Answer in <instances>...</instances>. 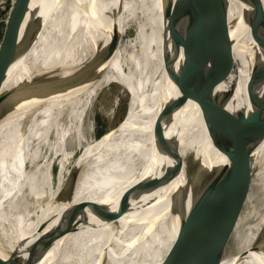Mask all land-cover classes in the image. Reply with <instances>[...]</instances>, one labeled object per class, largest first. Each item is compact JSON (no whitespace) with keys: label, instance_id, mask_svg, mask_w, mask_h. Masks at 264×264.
Listing matches in <instances>:
<instances>
[{"label":"bare ground","instance_id":"6f19581e","mask_svg":"<svg viewBox=\"0 0 264 264\" xmlns=\"http://www.w3.org/2000/svg\"><path fill=\"white\" fill-rule=\"evenodd\" d=\"M162 1L44 3L14 56L2 91L8 94L0 105L2 264L28 260V264H170L177 254L182 260L177 217L166 193L188 195L190 182L181 171L163 188L155 186V179L172 165L150 138L153 111L145 109V102L138 104L142 96L132 90L122 121L99 143L90 141L86 120L94 92L112 81L126 90L131 87L129 81L139 78L148 85L142 89L144 98L163 107L181 95L166 68L193 74L214 61L222 72L221 62L213 57L220 51L223 32L228 33L230 72L212 93L200 98L215 108L208 115L212 120L205 122L195 99L185 100L171 113V127L180 141L196 147L201 162L218 170L227 160L224 154L228 133L237 121L235 114L244 111L248 115L240 124L243 129L264 98V83L257 71L264 68V49L253 38L238 0H226L227 18L183 30L172 43L156 17ZM142 18L148 24L145 34ZM137 23L141 31L131 36ZM113 31L117 35L112 36ZM64 39L69 46L60 52L57 63L55 45ZM54 68L52 78L38 92L25 93V88L39 83V76ZM212 71L208 75L199 71L194 77H210ZM75 76H80L77 84L57 90L59 80ZM250 77H255L254 82ZM146 115L148 121H140ZM258 151L259 158L264 157V144ZM54 164L58 169L53 180L50 168ZM256 190L264 202V164L252 182L251 192ZM99 205L105 206V215L93 212ZM77 206L83 207L67 216ZM243 219L244 212L224 251L227 264H264V213L235 253L242 242Z\"/></svg>","mask_w":264,"mask_h":264},{"label":"water","instance_id":"95a60500","mask_svg":"<svg viewBox=\"0 0 264 264\" xmlns=\"http://www.w3.org/2000/svg\"><path fill=\"white\" fill-rule=\"evenodd\" d=\"M5 1L7 2L8 0ZM45 2L46 0H11L10 3L7 2V5L2 8V11L6 8L9 10L0 38V105L8 98V94L3 95L2 91L10 76L14 56L33 24L37 21ZM237 2L250 21L253 38L264 49V0H238ZM227 15L226 0H163L159 4L156 17L160 18L161 27L167 30L171 42L175 43L179 40L178 34L181 31L225 19ZM140 22L144 25L143 33L145 34L148 24H146L144 18ZM139 26L137 23L133 27V36H136L137 32L141 31ZM115 35H117V31L112 32V36ZM64 40H59L55 45L54 56L57 63L60 60V56H62L60 52L63 54L65 47L69 46V41L67 39ZM138 59H140V56L136 55V60ZM213 59L221 62L222 72L218 71V65L212 63L214 61H211L202 69H200L201 67L198 68L202 74L207 75L209 69H213L210 77L202 75L196 78L194 74L197 72L196 76H198V70H195L193 74L191 71H180V73H177L174 72L172 67H167L166 72L169 79L180 91L181 95L163 107L159 104L154 106V99L144 98L142 89L144 92L148 88L144 80L139 82V78H137V81L133 78L129 81L131 87L125 90L127 93L126 112L131 101L132 90L142 96L141 98L136 97L138 104L145 102V109L153 111L150 138L159 152L172 165L162 177L155 179V186L163 188L165 183L174 179L181 171L184 172L187 181L190 182L188 195H183L182 193L171 194L170 190L166 193L168 199L172 201L177 217L182 254L181 261L177 254L175 255L176 259L170 264H227L228 261L224 251L231 238L234 226L244 212L251 192L252 182L264 164V157L259 158L260 153L258 151L259 147L264 144V98L261 99L243 129L240 128V124L243 123L248 115L244 111L235 114V116L237 115V121L234 122L228 133V145L224 154L227 160L218 170L204 165L203 161L201 162V159L196 155L197 148L194 146L190 147L187 143H182L178 134L172 130L171 113L187 99L196 100L205 122L209 120V112L215 111V108L208 107L200 98L212 93L214 88L230 72L232 55L228 33L223 32L220 51ZM55 71L56 68L46 70L39 76V83H34L25 88V93L30 95L38 92L39 88L45 84V81L52 78L51 76H53ZM257 71L262 76L261 79L259 78L260 83H264V68H257ZM71 78L67 81L59 80L56 83L57 90L60 86H65L66 88L73 86L80 79L79 76ZM250 78H252L251 82H254V78ZM251 82H249L250 86H252ZM251 99L253 97L250 94ZM138 110L139 108H137ZM223 113L232 119V116L229 115L231 113L225 110ZM139 118L140 114L137 115V119ZM149 118H151L150 114ZM140 121H148L147 115L142 117ZM236 141H238L237 145H235ZM230 142L232 145H229ZM142 183H138L133 187L136 188ZM131 190L123 193L120 203L126 199L125 196ZM82 207L73 208L67 216H71L74 212L81 210ZM104 207L100 205L99 207L94 206L93 212L98 216L105 215L106 209ZM42 238L43 236L36 239V244L40 243L41 241L39 240H42ZM247 252L248 249L239 253V256H244ZM0 262L1 264L4 263L2 259H0Z\"/></svg>","mask_w":264,"mask_h":264},{"label":"rangeland","instance_id":"374dc122","mask_svg":"<svg viewBox=\"0 0 264 264\" xmlns=\"http://www.w3.org/2000/svg\"><path fill=\"white\" fill-rule=\"evenodd\" d=\"M10 1L11 0H8L7 2L10 3ZM7 2L2 0V3L0 4V15L3 14L5 17H7L9 9L6 8L2 11V8L7 5ZM2 30L3 26L0 25V38ZM130 35L133 36L132 31L130 32ZM86 71L87 70H85L82 75H85L87 73ZM80 73H78V75ZM91 105L92 106L86 120V128L88 130L87 137L90 141L95 140L99 143L109 134L110 130L117 127V125L122 121L126 112L127 93L123 86L118 84L116 81L108 82L102 84L96 89ZM56 168L58 169L56 164L52 165L50 168L53 180L55 179L57 173ZM263 213L264 202L261 199V194L257 190L251 192L250 198L244 208L242 242L236 247L235 253H237L238 249L245 245L253 225L261 219Z\"/></svg>","mask_w":264,"mask_h":264},{"label":"built area","instance_id":"2783aa9c","mask_svg":"<svg viewBox=\"0 0 264 264\" xmlns=\"http://www.w3.org/2000/svg\"><path fill=\"white\" fill-rule=\"evenodd\" d=\"M6 19L7 17H5V15L1 14L0 15V25L4 26V24L6 23Z\"/></svg>","mask_w":264,"mask_h":264}]
</instances>
